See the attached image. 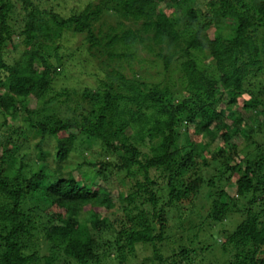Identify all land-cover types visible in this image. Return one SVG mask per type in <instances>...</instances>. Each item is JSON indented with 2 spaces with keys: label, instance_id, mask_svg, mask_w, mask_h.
I'll return each mask as SVG.
<instances>
[{
  "label": "trees",
  "instance_id": "trees-1",
  "mask_svg": "<svg viewBox=\"0 0 264 264\" xmlns=\"http://www.w3.org/2000/svg\"><path fill=\"white\" fill-rule=\"evenodd\" d=\"M66 7V0H0V124L23 111L30 131L41 136L38 170L25 179L24 157L13 177L2 167L21 134L0 143V213L6 222L0 264H38V251L25 253L22 245L38 228L36 208L49 252L43 264H101L106 258L130 264L137 245L145 244L153 245L151 264H199L213 247L223 256L220 264H264V0H90L81 9ZM13 21L19 24L15 35ZM70 39L76 44L65 46ZM7 41L23 47L11 61ZM60 43L99 61L105 76L79 96L63 93L73 104L66 103L65 112L72 115L37 118L39 105L55 99L46 96L62 65ZM133 62L179 75L148 84L131 77ZM176 84L185 93L177 99ZM48 136L56 140V164L78 136L99 140L115 154V166L124 171L118 183L127 191L117 201L125 205L116 206L110 189L96 185L107 161L85 163L79 179L59 168L49 175L41 149ZM248 142L255 151L242 156ZM32 192L44 203L23 210ZM117 207L124 215L108 224L106 213ZM186 213L201 227L209 223L210 234L198 239L197 230L191 250L176 248L168 234L172 216L183 221ZM235 213L240 220L230 232L215 229ZM103 229L113 256L97 251ZM165 245L169 256L160 250Z\"/></svg>",
  "mask_w": 264,
  "mask_h": 264
},
{
  "label": "rangeland",
  "instance_id": "rangeland-1",
  "mask_svg": "<svg viewBox=\"0 0 264 264\" xmlns=\"http://www.w3.org/2000/svg\"><path fill=\"white\" fill-rule=\"evenodd\" d=\"M35 1V0H34ZM90 0H66V8H71L75 7L78 9H81L84 7V5L89 2ZM201 1V0H199ZM63 2V1H62ZM56 4V2H53ZM64 3V2H63ZM65 4V3H64ZM42 7V5H41ZM62 7V6H61ZM63 8V7H62ZM65 9V8H63ZM13 25L15 28V31L13 35H15V32L19 31V24L13 21ZM78 38L76 37L75 40ZM16 41V39H15ZM17 42V41H16ZM73 42V43H72ZM65 46L69 47L68 44L75 45L76 42L72 39L70 41H65ZM7 45L5 48V56L8 57V59L11 61L13 58H17L20 53L23 50V47H19L17 44L16 46H12L9 44V42H6ZM61 47L59 49V54L63 57L62 58V65L59 67L58 71L53 77V81L49 87V90L47 92L46 98L54 96L55 99L46 107H43L42 105H39V109L42 111L37 115V118L41 119H56V118H65L68 117L72 114H69L65 112V104L68 103V105H73L69 99L67 101H64V94L65 91H69V96L72 94V91L76 93V95H81V93L87 88L94 89L98 84L100 83L101 80L104 79V72L102 71L99 61L96 59L90 57L87 53L80 52L78 50L73 51V49H68L65 47L62 43ZM205 63H208V60L204 61ZM134 72H136L135 76H131L134 79H139V80H144L148 84H152L154 82L161 81L164 79L165 75H170L172 79L174 77L176 78L179 73L172 72V74L168 71H164L162 65H156L153 63H145L144 65H139L137 63L132 64V67ZM128 66H125L123 69V72L127 75L130 76L132 73V69L130 70ZM263 75H260V78H263ZM173 89L176 93L175 97L180 98L184 96V91H180L181 87L176 84L173 86ZM56 92H58L59 97H56ZM72 96V95H71ZM172 100H174V98ZM240 99V98H239ZM242 100H239V104L241 106ZM31 105V103H30ZM236 106V107H240ZM79 109L75 112L78 113ZM27 117L23 111H20L16 117L12 118H7V122L1 126L0 124V143H3L7 137H17L16 134L17 132L19 133L20 140L17 142V144L12 146L14 155L11 156L8 155V162L3 164V169H6V174L9 177H13L16 175L15 170L20 164V158L24 157V164L26 165L25 169L23 170V175L20 178H28L30 177L34 172L38 170L37 164L39 162L38 156H39V149H38V143L40 140V135H34L33 132L30 131L28 128L27 124ZM1 123V121H0ZM127 132V131H126ZM79 138L75 140L74 147L70 151L69 155H67L61 162L53 163L55 160V154L57 151L56 148V140L54 137H47L44 142L42 143V151L46 153L47 160V168L46 172L49 175H55L56 169L59 168L58 171L61 169L63 171L69 170L73 172L74 176L79 179V176L86 175L84 171H86L85 163L87 162H102V161H107L109 162L110 166L107 168L102 169L101 172L103 174V177L101 179H98L96 181L97 186H106L110 189L111 192V198L117 202L116 206L121 207L120 204L125 205L126 202H120L117 201L118 199V193H126L127 191L120 187L121 185L118 183L124 176V171L118 169L115 166V163L117 161V156L106 148L103 147L102 143L99 140L91 141L90 139H86L85 136H78ZM24 140L27 142L24 144ZM242 151L240 152L242 156L244 154L253 153L255 151V146L250 145L249 142L244 144L242 147ZM83 165V167H79L80 165ZM224 179V178H222ZM83 180H79V183L81 184ZM223 182V181H222ZM163 184V183H162ZM223 184H226L223 182ZM164 185V184H163ZM228 188L229 194H233V188L226 186ZM225 187V188H226ZM164 192V191H163ZM124 194H122L123 196ZM204 197L196 199V203H202ZM4 198L2 195H0V205L3 203ZM39 201L40 203L42 200L38 197L37 192H32L30 195L26 197L25 201L22 204V209L26 210L28 207H32L36 204V202ZM199 202V203H198ZM113 210L112 212L106 213L109 217L108 224H111L117 217H121L124 215V213L121 212V209L118 208ZM197 209V208H196ZM101 213L104 211L102 209L99 210ZM40 214V210L38 208L34 209L32 211V216L33 219L35 220V223L37 224L38 228L36 230H32L33 237L32 238H24L22 240V245H23V251L25 253H30L33 250L38 251V258L40 259L38 261V264H43V257L48 255V247L47 244L43 240V234L40 232V223L37 219V215ZM172 214V213H171ZM176 214L172 216L173 221L171 224L170 229H168V234L170 238H172V242L176 245V248H188L191 250L193 246L195 247V244H192V241L195 239L193 238L194 234L196 235V231L199 229L201 231L198 232V239L207 236L210 234L208 230V225L209 223H205L201 227V224L198 223L199 218L194 217L193 215H190L188 213L183 214L184 220L182 221L180 218L179 219L176 217ZM88 218V216H86ZM83 217V218H86ZM171 219V218H170ZM5 219L1 216L0 213V233H6V230H4V225L6 222L4 221ZM177 220V221H176ZM240 220L239 215L237 213L232 214L229 218H227L221 225L220 228H215V229H222L226 231H231L236 223ZM87 223V222H86ZM88 224V223H87ZM179 224L185 225L184 228H180ZM89 226V224L87 225ZM188 227V228H187ZM195 229V230H194ZM213 229V226H212ZM97 232V231H96ZM195 232V233H194ZM99 233V232H98ZM109 232L105 229L100 230L99 237L101 236L103 239L101 240L100 238L97 239V251L100 254H109L110 256L115 255V252L111 250V248L108 250L107 247H105L106 239L108 236ZM220 234V233H219ZM227 235V234H226ZM224 235H219L218 240L221 241ZM222 237V238H221ZM111 238V237H110ZM137 252H136V258L130 261V264H139L143 259L144 264H151L148 261V258L153 255V245L152 244H145V245H137ZM163 249V250H162ZM161 252L163 253L164 256H169L171 255V249L170 247H165L160 248ZM189 259V258H188ZM113 258H106L103 259L101 264H110L111 262L113 263ZM194 260V259H193ZM184 261L185 259H182V264H186ZM223 261V256L220 255V252L217 251V247H213L212 250H209L204 257V260H200L199 264H220ZM226 261L229 262V259ZM115 262V261H114ZM190 262V261H189ZM227 262V263H228ZM192 264H198V261H192Z\"/></svg>",
  "mask_w": 264,
  "mask_h": 264
}]
</instances>
